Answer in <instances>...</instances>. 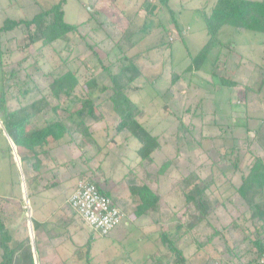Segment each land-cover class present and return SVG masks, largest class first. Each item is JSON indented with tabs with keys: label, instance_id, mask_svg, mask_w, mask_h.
I'll list each match as a JSON object with an SVG mask.
<instances>
[{
	"label": "rangeland",
	"instance_id": "1",
	"mask_svg": "<svg viewBox=\"0 0 264 264\" xmlns=\"http://www.w3.org/2000/svg\"><path fill=\"white\" fill-rule=\"evenodd\" d=\"M59 1L0 0V27L7 18L16 21L31 20ZM215 1L217 0H169L168 6H162L160 0H103L97 12L93 13L89 7L90 0H67L64 12L68 24L79 25L90 20L91 15L95 18L90 27H82L79 34L72 33L62 39L56 46V52L48 54L47 57L37 56L41 46L40 39L26 47L28 37L23 28L0 37V55L2 51L5 52L3 61L6 68L19 69V84L22 89L29 88L30 92L27 95L19 94V97L12 101L17 107L41 98L42 92H46L48 86L47 73L51 71L53 76H57L72 70L78 74L81 83L94 76L99 84L110 85L111 81L104 68H110L113 74L119 70L123 57L118 42L124 40L127 34L130 38L128 44L136 43V48L129 56L148 53L144 58L148 60L145 61L148 68L146 74L133 85L140 90L128 91L127 94L145 110L144 125L155 134H160L162 148L153 155L154 162L149 169L152 178L147 177L148 173L144 168L146 163L143 161L137 172H130L135 165L136 150L140 144L134 138L126 142L124 135L127 133L117 134L116 124L110 119L109 122L90 123L94 136L91 133L86 137L88 148L80 150L76 143L69 142L67 138L57 152L43 155V182L36 187L34 184L33 190L30 188L33 175L31 170L28 174L27 167H24L23 173L26 172V178L30 177L26 184V180L23 181L20 176L21 171L10 167L9 145L0 127V215L4 218L15 243L30 237L32 246L38 248V254L34 253L36 264H46L43 261L47 260L44 258L45 254L49 258L56 254L66 257V264H107L108 261L110 264H139L152 255L153 260L161 258V263L168 262L169 255L164 244L156 239V236L143 235L142 231L144 223L153 225L152 222L165 218L151 216L150 219L137 220L135 224L129 222L130 225H126L128 219L123 220L122 224L110 233V237L96 236V233L69 208L68 197L62 194L61 183L55 188H45L54 181L51 175L53 170L60 168L64 172L62 180L69 184L77 179L88 180L92 173L88 172L85 176L79 174L86 167L94 172H97V168L101 171L103 169L105 177L113 180L120 187L119 191L124 190L126 194L129 189L125 185L127 179L123 181L125 175L137 180H142L145 176L147 181H157V187L164 199L161 203L164 214H168L169 219L174 215L180 216L178 221L172 219L171 230H175L176 225L183 222L185 211L180 210V207L185 205V187L186 183H189L187 181L192 182L189 179L191 176L196 182L200 178L211 179L209 193L218 199L219 208L209 221L216 229H222L231 223L234 217L241 216L242 220H245L249 216L240 200L238 187L242 176L247 173V168L252 166L258 156L264 155V86L261 96L255 98L251 105L245 103L248 95L245 89L257 90L262 86L264 34L238 33L232 27H225L218 35L225 47L211 53L201 71H186L191 59L209 40L203 15L211 13ZM147 3L155 7L154 12L149 15L145 12ZM143 6L144 9L141 10ZM129 17H135L133 23H128ZM226 45L232 46L235 52L230 53ZM91 46L93 49L89 48ZM217 56L219 59L214 68L212 63ZM25 57H37L38 63L25 71L23 68L32 63L30 59L20 66L18 63ZM67 57L69 61L65 63ZM138 62L141 65L142 58ZM239 62L240 67H236ZM225 63L227 66L223 70ZM172 71L182 74L183 77L175 86L174 92L169 93L167 90L171 84ZM214 74L216 79L213 78ZM219 76H231L237 86L222 87L217 79ZM1 79L0 67V90ZM8 84L10 85V81ZM99 92L96 91V94ZM85 94L81 90L77 91L80 97H86ZM100 95L99 100L102 102L110 92ZM60 104L59 116L64 118L70 106L66 100ZM77 108L71 107L69 111L74 112ZM189 108L191 110L187 113ZM53 120L54 114L47 111L38 118V126ZM181 120L185 125L183 128L180 127ZM92 137L96 138V142H100L101 149L90 147L94 141ZM234 149L236 155L227 157L231 163L222 162V157ZM71 150L73 157L68 153ZM83 151L87 153L84 154ZM55 153H59V156ZM66 155L69 161L64 166L65 170L60 163L65 160L63 157ZM234 163L238 164V168L234 169ZM163 166L167 167L160 175L159 171ZM165 205L169 208H165ZM53 213L58 215L44 227L50 230L49 237L58 234L57 232L73 230L78 224L80 227L74 233L73 239L52 255L50 244L42 241L44 234L41 228L35 229V226L40 216H50ZM61 213L65 216L58 219ZM71 223L74 225L71 226ZM209 231V226L205 223L200 232ZM92 235L95 238L89 241L91 249H88V246L82 249ZM180 243L188 258L187 264H201L207 258L205 250L195 251L197 245L192 243L191 239H182ZM217 243V247L222 249L223 243ZM255 251L256 249L251 250L241 264H246ZM87 255L94 259L89 260Z\"/></svg>",
	"mask_w": 264,
	"mask_h": 264
},
{
	"label": "trees",
	"instance_id": "2",
	"mask_svg": "<svg viewBox=\"0 0 264 264\" xmlns=\"http://www.w3.org/2000/svg\"><path fill=\"white\" fill-rule=\"evenodd\" d=\"M102 1L90 0L91 12L96 13ZM168 1L160 0V3L162 6H168ZM66 3L67 0H60L48 10L41 11L31 20L5 19L0 27V37L18 28H23L28 37L26 47L31 46L35 40H41V46L37 51L38 57H47L48 54L55 53L56 46L62 39L72 33L79 34L81 28L90 27V23L95 18L91 15L90 20L79 25L68 24L65 21L64 12ZM143 9L141 8V10ZM154 10L155 7L150 4L145 7L146 15L152 14ZM134 18L129 17L128 23H133ZM203 20L209 40L201 51L191 59V63L186 69L188 72L197 73L201 71L205 63L208 62L210 54L216 49L219 50L225 47L218 39L219 33L225 27H232L238 33L254 32L264 34V0H217L211 13L203 15ZM125 37L124 40L121 39L118 42V48L123 57V63L118 72L113 74L110 68H104L106 76L111 81L110 85L99 84L97 77L94 76H91L85 83H81L78 74L72 70H67L57 76H53L54 74L51 71L47 73L49 81L46 92L43 93L38 86H35L42 92L41 98L29 104L18 105V107L12 101L17 99L19 94L27 95L30 93L29 88H21V84H19L20 70L17 68L7 69L3 61L5 52H1L0 122L16 146L23 166L28 164L31 167L33 173L31 180L35 183V187L43 182V160L41 157L48 153L47 148L50 144L58 145L68 138V141L76 143L80 150L89 147L86 137L92 133L91 127L87 123L90 120L109 122L112 119L116 124L117 134L127 133L137 140L140 144L138 156L146 163L144 168L148 173L147 176L151 175L149 169L154 162L153 155L162 148L160 134H155L153 130L148 129L140 121L141 109L139 105L126 94L128 89L131 90L133 85L144 76V71L137 63L139 55L142 54L129 56L130 52L136 48V43L133 42L132 45H129L130 38L128 34ZM227 47L230 53L235 52L232 46L228 45ZM89 48L93 49L92 46ZM30 59L32 63L23 68L25 71H28L33 64L38 63L37 57H25L18 63L23 66ZM218 59L217 56L212 63L214 68H216L215 65ZM64 61L68 63L69 57ZM100 62L104 66L102 60ZM226 63L223 70L227 66ZM236 67H240V62ZM27 77H29L28 74ZM50 77L53 78L50 79ZM182 77V74L172 71L170 74L171 84L167 92L173 93L175 86L181 82ZM213 78L216 79V74L213 75ZM217 79L222 87L234 88L237 86V82L231 76H219ZM9 81L10 85L8 84ZM261 84L262 86L257 90L245 89L246 95L248 94L247 102H245L247 105H251L254 103L255 98L261 96L264 78ZM98 89H101V91L96 94ZM79 90L82 93L85 92L86 97L78 96L77 91ZM102 92H110V95L100 102L99 98L101 96L99 95ZM63 100H66L70 107H68L67 116L61 118L59 110L61 108L60 102ZM74 106L78 108L74 112L69 111ZM190 110V108L186 110L187 113ZM47 111L54 114L55 120L38 126V118ZM183 126L185 125L181 120L180 127L183 128ZM95 144L92 143V146ZM20 150H26L30 155L23 154ZM83 153L87 152L83 151ZM228 155H236V149L222 157V162L231 163L227 158ZM8 159L11 168L16 166L11 146L8 149ZM233 166L234 169L238 168L237 163H234ZM166 167L163 166L160 169V175ZM53 172L51 175L53 180L56 181L61 173L59 170H53ZM88 172L92 173V176L85 181L95 184L101 193L109 196L100 188L98 177H96V173L102 175L101 169L97 168V172L88 169L82 175H86ZM189 179L192 182L187 181L189 183H186L184 193L186 202L184 206L180 207V210L185 211L183 222L176 225L173 233H164L162 236V244L166 247L167 255H169L168 262L161 263V258H159L147 261L144 264H187L188 258L185 251L179 247L182 239L184 241L191 239V242L197 245L195 251H199V249L200 251H206L207 258L201 264H241L243 258L251 250L256 249L257 252H264V155L258 156L252 166L247 168V173L242 176V182L238 187L240 200L243 202L249 216L245 220H242L241 216L234 217L231 223L222 229H216L209 221V218L219 208L218 199L209 193L211 179L203 180L200 178L197 182L192 176ZM133 180L136 183L134 190L141 201L137 214L142 217L157 210L162 196L153 190L151 185L147 183L140 185L137 178L129 175L127 182L130 183ZM56 185V183H53L45 186V188L51 189ZM131 187L133 188V186ZM226 208L228 209L227 206ZM73 213L76 215L74 211ZM205 223L209 226V233L200 232ZM36 226L35 229L39 227L38 224ZM68 234L65 231L60 235L51 237V247L57 248L60 244L66 242L71 237ZM217 242L223 243L222 249L217 247ZM0 247L2 249L0 264H36L30 237L28 236L24 240L15 243L1 215ZM36 249L38 253V248Z\"/></svg>",
	"mask_w": 264,
	"mask_h": 264
},
{
	"label": "crops",
	"instance_id": "3",
	"mask_svg": "<svg viewBox=\"0 0 264 264\" xmlns=\"http://www.w3.org/2000/svg\"><path fill=\"white\" fill-rule=\"evenodd\" d=\"M216 2V1H215ZM168 3H169V1H168ZM146 5H148V3L146 4ZM144 8V6L142 7V9ZM143 52V51H142ZM146 52V51H145ZM147 52H148V50H147ZM144 53V52H143ZM147 54L148 53H145L144 55H139V57H138V59H137V63H138V65L143 69V71H144V74H146V69H148L147 68V65H146V62L145 61H147L148 62V60H144V58H146L147 57ZM140 58H142V63H141V65L139 64V59ZM118 72V71H117ZM116 72V73H117ZM79 77V76H78ZM144 77V76H143ZM89 78H91V77H89ZM79 80H80V78H79ZM81 82V81H80ZM168 84L170 83V82H167ZM136 87V86H135ZM138 87V86H137ZM136 88H132L131 90L130 89H128V91H134ZM137 89H139L140 90V88H137ZM139 90H136V91H139ZM98 91H101V89H98ZM128 91L126 92V94L128 93ZM104 92H102V94H103ZM128 95V94H127ZM99 96H101V95H99ZM129 97H130V95H128ZM131 98V97H130ZM131 100L132 101H134L132 98H131ZM135 102V101H134ZM136 103V102H135ZM138 103V102H137ZM136 103V104H137ZM138 105V104H137ZM140 107V106H139ZM141 108V107H140ZM167 109V108H166ZM145 115H146V112H145V110L144 109H142L141 108V114H140V121L144 124V118H145ZM93 123V122H96L95 120L93 121V120H90V121H87V123H88V125H90V123ZM96 123H100V122H96ZM0 127L3 129V134L5 135V137H6V139H7V141H8V145L9 146H11L12 147V149H13V155H14V162L16 163V166H14L15 168H16V170L17 171H21V173H22V175H20V176H22V180L24 181V180H26V184H27V182H28V179L30 178H26L27 176V174H26V172L25 173H23L24 171L23 170H25L24 169V167H27L26 169L28 170V174H29V171L31 170V167L28 165V164H24V166H23V164H22V162H21V158H20V155L19 154H17V148H16V146L13 144V142H12V140L10 139V137L8 136V134L6 133V131L4 130V128L2 127V125L0 124ZM93 132H92V134L94 133V129L92 130ZM93 136H94V134H93ZM126 138V142H128L130 139H132V137L129 135V134H126V135H124ZM94 137H92L91 139H93ZM88 139V138H87ZM87 139H86V142H87ZM96 138H94V141H93V143H96L94 146L95 147H97L98 148V150L99 149H101V145L99 144L100 142H96V140H95ZM66 142V140L64 139L63 141H61V143L60 144H50V146H49V148H47V150H48V153H46V154H52V153H54L55 151L57 152L58 151V149H59V147L62 145V144H64ZM51 143V142H50ZM13 145H14V147L15 148H13ZM98 145V146H97ZM94 146H92V144L90 145V147L92 148V147H94ZM101 146V147H100ZM56 148V149H55ZM140 148V147H139ZM139 148H137V150H136V162L134 163L135 165H134V167L130 170V172H132V173H135V172H137L138 171V169H140L141 167H142V160L140 159V157L138 156V150H139ZM69 149H71V148H69ZM73 149V148H72ZM20 151H22V153L23 154H26V155H29V154H27L28 152L26 151V150H20ZM24 151V152H23ZM25 151H26V153H25ZM68 153H70V155L73 157V155L71 154L72 153V150L70 151V152H68ZM56 155L58 154V156H59V153H55ZM16 157H18V158H16ZM65 160L64 161H62L61 163H60V165H62L63 164V167L64 166H66L65 164L67 163V161H69V159L67 160V155L65 156V157H63ZM63 162H65V163H63ZM10 165V164H9ZM65 168V167H64ZM59 170V172L61 173V175H60V177H59V179L57 180V181H51L50 182V185H52L53 183H56L57 185L58 184H60L61 183V185H62V194L64 195V197L66 196V197H68V199H69V197L73 194V192L76 190V187H77V183H78V181H80L79 179H77V180H75V182L74 183H71V184H69V182H66V181H63L62 180V178H63V175H64V172L61 170V168L60 169H58ZM65 170H66V168H65ZM86 171H88V168L86 167V169L85 170H83V171H80L79 172V174H84ZM129 173V172H128ZM91 174V173H90ZM83 176V175H82ZM85 176V175H84ZM96 177H98L97 179L99 180V186H100V188L103 190V192L104 193H106V194H108L112 199H113V201H114V203H115V205H117V207H119V209L125 214V219H124V221L125 220H127L126 222V225H130V223L132 224H135L136 223V221L137 220H140V219H145V218H148V219H150V217L151 216H157V218L158 217H160V218H165V220H161V219H159L157 222H152L151 224H153V225H149V223L147 224V222L146 223H144V227H143V229H142V231H143V235L145 234H149L150 236H153V237H155L156 236V239H158V240H160L161 242H162V239H163V235H164V233H168V234H170V233H173L175 230H171V227L173 226H171V224H172V219H174L175 221H178V217H180V216H175L174 215V217L172 218V219H169V215L168 214H164L165 213V211H163L162 209H161V203L163 202V195L161 194V190L160 189H158V185L156 184L157 183V181H147V178L145 177V176H143V179L142 180H137L138 181V183L140 184V185H143V184H145V183H147V184H149V185H151V187H152V189L153 190H155V191H157L161 196H162V199H161V202H160V205H159V208L157 209V210H154L153 212H150V213H148L147 215H144V216H142V217H140L138 214H137V209H138V206L141 204V201H140V198H139V196H138V194H136V191L134 190L135 189V181L133 180V181H131L130 183L129 182H127L126 181V179L129 177V175H125V179H123V181L125 180L126 181V183H125V185L127 186V188L130 190H128V194H126L125 192L126 191H122V192H120L119 191V189H120V187H118L117 185H116V183H114L113 182V180H111L110 178H107V177H105V173H104V171H103V169H102V175H101V173H96ZM148 178H152L151 177V175H149V176H147ZM31 179H32V176H31ZM155 182V183H154ZM30 185H31V188L33 187V185L35 184V183H33V181L31 180L30 181ZM33 183V184H32ZM56 185V186H57ZM131 186H133V188L131 187ZM124 187V186H123ZM55 188V187H54ZM33 189V188H32ZM68 195V196H67ZM186 199V198H185ZM165 208H169V206H167V205H165ZM56 215H58V214H56V213H53V214H51L50 216H40L39 217V220H38V222H36L38 225H39V227L37 228V229H39V228H41V232H42V234H44V237L42 238V241L44 242V243H49V244H51V241H50V239H51V237H53V236H50L49 237V231L50 230H47V228L45 229L44 227L46 226V225H49L51 222H53V221H51V220H53V218L56 216ZM53 216V217H52ZM63 216H65V214L64 213H61V215H59L58 216V219L59 218H62ZM170 216H171V214H170ZM176 217V218H175ZM52 218V219H51ZM156 218V219H157ZM130 222V223H129ZM71 226H73L72 225V223L70 224ZM167 226H168V228H167ZM79 224H78V226L76 227V228H74L73 230H70L69 231V229L68 230H66V234H68L69 236H71L67 241H70V240H72L73 239V235H74V233L75 232H77V230L79 229ZM71 228V227H70ZM163 228H166L165 230H163ZM58 230H59V228H58ZM115 230V229H114ZM113 230V231H114ZM58 234H54V236H57V235H60L61 234V232H57ZM96 236H99V237H106V236H101V235H98L97 233H96ZM108 236V235H107ZM111 236V234H109V236L108 237H110ZM94 235H92V236H90V238L88 239V242L84 245V246H82L81 248L83 249V248H86L87 247V245L88 244H90L89 243V241H91V240H94ZM106 239V238H105ZM66 241V242H67ZM66 242H64V243H62V244H60L57 248H52L51 247V245L49 246V249L51 250V252H52V255L53 254H55V252H57V250H59V249H61L65 244H66ZM180 245H179V247L181 248V247H183V245H181V243H179ZM51 247V248H50ZM88 249H91V247H90V245L88 246ZM181 249H183V248H181ZM33 250H36V253H37V249L33 246ZM221 251V250H220ZM199 252H202V251H199ZM35 253V254H36ZM38 254V253H37ZM156 255V254H155ZM154 255V256H155ZM55 256V257H54ZM88 257H89V260H92V259H94V258H92L90 255H87ZM44 258H46L47 260H43V261H45V263L46 264H66L67 263V261H68V259L65 257V258H63L61 255H59V254H56V255H53L52 257H47V255L45 254L44 255ZM53 258H54V260H53ZM154 258H153V255L152 256H149L148 258H145L144 259V261H142L141 263H139V264H144L145 263V261L147 262V261H150V260H153ZM156 259V258H155ZM158 259V258H157ZM56 260V261H55ZM107 264H110L109 263V261H108V263ZM122 264V263H121Z\"/></svg>",
	"mask_w": 264,
	"mask_h": 264
},
{
	"label": "built area",
	"instance_id": "4",
	"mask_svg": "<svg viewBox=\"0 0 264 264\" xmlns=\"http://www.w3.org/2000/svg\"><path fill=\"white\" fill-rule=\"evenodd\" d=\"M67 202L76 215L101 236L109 235L125 218V214L111 197L104 195L95 184L85 180L77 183L76 190ZM246 264H264V252L255 251Z\"/></svg>",
	"mask_w": 264,
	"mask_h": 264
},
{
	"label": "water",
	"instance_id": "5",
	"mask_svg": "<svg viewBox=\"0 0 264 264\" xmlns=\"http://www.w3.org/2000/svg\"><path fill=\"white\" fill-rule=\"evenodd\" d=\"M0 124H1V122H0ZM1 125H2V124H1ZM2 127H3V126H2ZM13 148H15L14 145H13ZM33 252L36 253V250H33Z\"/></svg>",
	"mask_w": 264,
	"mask_h": 264
}]
</instances>
